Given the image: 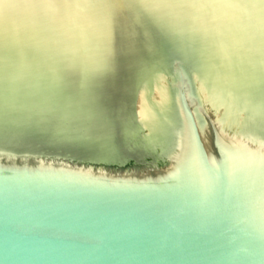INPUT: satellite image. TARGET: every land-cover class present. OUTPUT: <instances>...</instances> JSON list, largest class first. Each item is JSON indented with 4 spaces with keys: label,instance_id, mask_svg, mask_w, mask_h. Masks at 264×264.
Segmentation results:
<instances>
[{
    "label": "water",
    "instance_id": "1",
    "mask_svg": "<svg viewBox=\"0 0 264 264\" xmlns=\"http://www.w3.org/2000/svg\"><path fill=\"white\" fill-rule=\"evenodd\" d=\"M82 2L61 29L0 16L23 89L22 128L0 125V264H264V0ZM179 74L213 107L220 174L157 190L35 173L147 179L170 140L145 94Z\"/></svg>",
    "mask_w": 264,
    "mask_h": 264
},
{
    "label": "bare ground",
    "instance_id": "2",
    "mask_svg": "<svg viewBox=\"0 0 264 264\" xmlns=\"http://www.w3.org/2000/svg\"><path fill=\"white\" fill-rule=\"evenodd\" d=\"M84 11L82 0H0V16H14L58 29ZM183 79L185 90L182 82L175 83L174 75L153 78L145 94L153 118L170 140L169 159L155 164L162 169L160 180L147 177L145 181H134L130 177H107L101 169L97 173H82L53 166L35 173L157 190L184 189L220 174L228 163L229 149L214 133L213 107L200 88L185 76ZM22 94L11 68L0 63V125L22 128Z\"/></svg>",
    "mask_w": 264,
    "mask_h": 264
},
{
    "label": "rangeland",
    "instance_id": "3",
    "mask_svg": "<svg viewBox=\"0 0 264 264\" xmlns=\"http://www.w3.org/2000/svg\"><path fill=\"white\" fill-rule=\"evenodd\" d=\"M179 76V77H178ZM174 77H175V83L177 84H179V83H181L182 82V87H184V90H185V87L187 86L185 83H184V81H185V79H183V76H182V74H179V75H174ZM179 79V80H178ZM180 79H182V80H180ZM184 80V81H183ZM179 81V82H178ZM179 85H181V84H179ZM186 85V86H185ZM181 91L182 93H184L185 91ZM181 93V94H182ZM185 97V96H184ZM185 103H187V100L185 101ZM188 105V104H187ZM187 109H188V107H187ZM189 110H191V107L189 106ZM190 112V111H189ZM211 138H212V136H211ZM105 169H107V170H109V171H112V172H118V171H120V172H124V171H128V172H132L133 171V169H121V168H109V167H104ZM149 170V168H146V169H144V170ZM144 170H137L138 172H139V174H144ZM135 171V170H134ZM162 169H157V172H155V173H152L151 175H149V177H151V176H153V177H155V179L153 180V181H157V180H160L159 178H161V176H162ZM132 175H130L129 177L130 178H132V180H134V181H136L133 177H131ZM137 181H145V180H142V179H140V180H137Z\"/></svg>",
    "mask_w": 264,
    "mask_h": 264
}]
</instances>
